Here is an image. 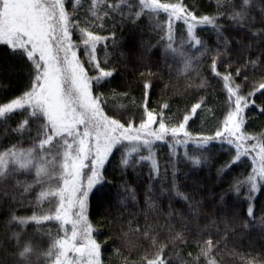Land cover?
Returning a JSON list of instances; mask_svg holds the SVG:
<instances>
[{"label":"snow or ice","instance_id":"snow-or-ice-1","mask_svg":"<svg viewBox=\"0 0 264 264\" xmlns=\"http://www.w3.org/2000/svg\"><path fill=\"white\" fill-rule=\"evenodd\" d=\"M215 2L214 12L199 13L197 5L186 0H0V45L22 61L25 72L22 91L0 102L4 134L10 129L20 137L16 143L0 144V194L31 209L30 215H17L15 208H8L6 225L15 223L21 230L0 240V264H104L102 248L109 243L121 264H173L174 260L178 264H224L230 234L237 235L238 227L264 230V207L262 215L256 216V200L264 193V128L249 131L246 112L254 106L264 115V99L259 103L256 99L258 94L264 97V0ZM224 16L234 28L250 32L247 44L243 37L225 34L227 29L219 22ZM145 17L148 31L158 37L156 44L143 39L137 43L131 36L127 51L119 54L127 61L125 69L131 63L135 70L139 61L144 70L135 80L123 82L126 91L114 87L101 91L110 85L118 71L116 65L122 62L113 59L114 51L124 47L117 39V26L130 22L143 35L139 22ZM202 27L215 32L214 48L198 34ZM159 46L169 72V59L181 65L178 75L185 78L186 89L207 94L212 79L222 82L227 99L215 131L191 130L190 121L199 115L198 110L207 108L216 118L206 96L190 108L178 107L175 113L168 100L149 106L159 74L153 71L151 54ZM253 50L255 58L250 54ZM209 56L210 74L206 76L204 62ZM134 87L142 89V97L133 95ZM110 98L127 100V104L109 110ZM130 106L140 110L138 118L125 119L121 114ZM17 113L20 119L11 128L9 121ZM25 138L30 141L26 148L22 146ZM158 142L166 143L170 154L163 169ZM212 142L229 157L217 169L221 180L245 158L251 161L247 175L234 177L220 195L221 205H227L229 193L246 203L247 218L242 220L237 211L225 212L219 221L205 216L209 223L201 227V202L195 199L199 189L182 190L188 186L180 182L179 165L184 162L196 169L209 163ZM190 145L194 151L188 150ZM115 151L120 152L122 170L147 163L149 184L144 206L127 217L117 212L109 221L115 231L101 241L90 220L89 196L95 189L112 206L113 198L102 190L109 183L105 165ZM20 175L26 179H19ZM157 180H161L159 195L154 190ZM116 197V204L126 210L129 202L139 205L137 188L127 181L118 186ZM162 197L168 199L166 213L160 206ZM176 199L188 216L176 208ZM30 223L35 225L33 233L25 236ZM193 245L195 251L185 254V248ZM134 251L141 253L137 259H131ZM227 254L239 264H264V252L253 254L233 247Z\"/></svg>","mask_w":264,"mask_h":264},{"label":"trees","instance_id":"trees-1","mask_svg":"<svg viewBox=\"0 0 264 264\" xmlns=\"http://www.w3.org/2000/svg\"><path fill=\"white\" fill-rule=\"evenodd\" d=\"M186 2L191 5L195 3L198 7L199 13H209L214 12L216 9L215 0H186ZM239 3V0H236ZM228 11L229 9H224ZM256 11H259V6ZM255 14V13H253ZM221 24L225 25L227 31L226 35L231 37H243L245 43L249 42L250 32L247 29H237L234 28L231 22L227 19V16L221 17ZM140 25L143 29V35L141 30H133L129 24L120 26L116 28L117 39L121 41V44L124 47L116 49L114 51L113 59L120 58V51H127V45L131 36H135L137 43L141 39L145 42H150L152 45L156 44L158 37L154 33H150L147 28L148 19L147 17L143 18L140 22ZM256 27L259 28L261 25L256 24ZM198 34L213 48L216 46V35L215 32L211 30L210 27H202L198 29ZM110 43V41H109ZM264 47V44H261ZM232 50L235 52L236 41L233 40ZM162 51V46L152 49L151 54V64L153 65V71H157L159 74L154 78V88L151 90L150 94V107H156L158 102H163V100H168L171 104V112L175 113L177 108L183 109L185 105L189 108L192 103H195L199 100L200 96H206V101L209 106L215 109V117L213 114L208 112L207 108L198 110L199 115L194 117L190 121L192 131H201V132H212L215 131L217 125V118H222L223 112L225 110V101L227 99V93L223 90V84L219 79H212L210 84L212 87L207 89V94L204 90L196 89H186L185 84L186 80L182 75H178V69L181 67L178 63H173L169 59V64H172V71L169 72V68L163 63V59L160 55ZM251 56L255 58L257 52L253 50ZM103 57V51L100 53ZM121 63H118L116 66L118 71L114 74V77L110 81V85H105L101 91H108L109 87L117 88L118 91L123 92L127 89L122 86L124 81H133L138 77L139 71H143L144 68L139 61L135 63V70L133 64L129 63L127 69L123 67V63L127 62L124 58H120ZM211 62V57H207L204 62V75H209V64ZM220 70L223 71L224 65L221 64ZM234 71V69H233ZM162 77V78H161ZM243 78H238L239 82ZM25 84V72L23 68V63L17 57L11 54V50L7 46L0 45V102L5 101L13 95L19 94L22 91ZM168 85L165 88V85ZM213 88L215 89L213 91ZM133 95L136 97H142L141 88H133ZM163 91V96H162ZM247 91V89H245ZM257 103H259L264 97H261L259 94L256 97ZM127 104V100L124 99H112L110 98L109 110H117L119 104ZM247 114L250 117L248 121L247 128L249 131H260L264 128V115H261L259 111L253 106L250 109L246 110ZM121 114L124 118H128L131 115H135L137 118L141 114L140 110H137L135 107L130 106L127 110H122ZM179 118H182V113L179 114ZM20 119V114L17 113L15 116L11 117L9 124L11 128L15 127L16 121ZM138 122V119H137ZM17 133L11 132L9 129L8 133L4 134V129L0 126V144L7 146L9 143H16L19 139ZM30 141L25 138L23 140V147H28ZM190 152L195 150L194 145H190ZM181 155L184 151V148L181 146L179 149ZM157 152L159 154L160 164L163 166L169 160V149L166 143L158 142ZM208 154L212 156V159L209 163L200 166L199 168L193 169L191 164H186L181 162L179 167L181 172L179 173V179L182 185H187L188 187L182 190H186L191 193L193 186L199 189V194L195 196L196 200L201 202V215L199 217V222L201 227L209 223V220L216 218L218 221L223 218L225 212L237 211L241 214V218L246 219V208L247 204L242 203L241 200H237L234 193H229L225 199L227 205H221L220 195L222 192L229 187L232 183L234 177H241L247 175V172L250 170L251 161L245 158L243 164L234 166L232 170L225 176L222 180L217 176V169L219 166L224 163L229 157L226 153L221 152L219 149V144L217 142H212L211 146L208 148ZM120 152L115 151L113 155L109 157V161L105 165V176L109 183L104 185L102 190L103 193H107L113 198L112 206L105 202L102 197L101 192H97L95 189L93 193H90L89 196V216L92 223L96 226L99 233L98 239L103 241L105 236L110 232L115 231V225L110 224L109 221L116 216L117 212H123L125 217L128 216L129 212H137L144 206V194L149 184V165L145 163L142 166L137 167L135 170L128 168L122 170L119 165ZM169 166V176L168 181L171 180ZM187 173V176H185ZM21 180L26 179L24 175L18 177ZM124 181H127L128 184L134 188H137L139 205L133 206L131 202L128 203L127 210L124 207L118 206L116 204V197L118 186L121 185ZM10 183H14L11 181ZM161 180L155 181V192L159 195ZM167 186V184H166ZM38 191V189H37ZM35 193H33V196ZM160 206L164 213L168 211V199L167 197L160 198ZM175 206L177 209L184 211L185 216H188V212L185 206L179 199H176ZM13 207L16 210L17 215H30L31 209L20 207L15 204L11 197H4L0 194V240H7V237H10L13 231H20L21 226L13 223L12 225H6L8 219V208ZM264 207V193L258 195L256 200V216L259 218L262 215L261 208ZM205 216L209 217V220L204 219ZM190 218V217H189ZM141 222L142 219H141ZM195 224V221H193ZM35 225L30 223L28 226H25L24 235L28 236L33 233ZM213 231H215L213 229ZM14 243V241L12 242ZM118 243V241H117ZM221 249L224 248V245L220 246ZM233 247H236L239 251L243 252H252L253 254L264 252V230L259 226L252 229H243L242 225L237 228V235H231L228 243V249L223 253L224 264H239L238 260L230 257L227 254L228 250H231ZM195 251L194 245L190 248H185V254L187 251ZM141 253L132 252L131 259H137ZM124 255H129L127 249L124 250ZM102 260L104 264H121V260L113 254V244L109 243L102 248ZM173 264H178L177 261H173ZM201 264L203 262L201 261Z\"/></svg>","mask_w":264,"mask_h":264}]
</instances>
